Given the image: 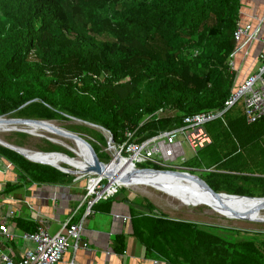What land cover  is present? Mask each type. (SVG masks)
<instances>
[{
    "label": "trees",
    "instance_id": "1",
    "mask_svg": "<svg viewBox=\"0 0 264 264\" xmlns=\"http://www.w3.org/2000/svg\"><path fill=\"white\" fill-rule=\"evenodd\" d=\"M239 3L0 0V116L46 121H67L69 116L103 127L121 145L126 132L140 142L179 125L185 116L221 109L234 80L229 62L236 48ZM159 109L172 113L158 118ZM232 109L224 115L226 125L219 120L206 126L212 143L203 150L219 142L209 162L224 166L225 172L243 173L258 164L261 150L256 153L255 145L264 143V118L247 125L242 113L230 116ZM49 146L52 150L40 152H58ZM92 147L101 162H109L106 153ZM0 154L31 182L70 184L74 179L11 150L2 148ZM222 179L226 191L219 182L205 183L216 193L264 197V178H255L257 193L232 187L233 180H240L235 176ZM114 197L94 207L108 213ZM142 207L146 211L130 208L132 235L155 260L264 264V238L257 234L242 236L235 229L171 219L153 213L149 202ZM17 225L35 231L32 224ZM115 244L114 251L122 254L124 237L117 236Z\"/></svg>",
    "mask_w": 264,
    "mask_h": 264
},
{
    "label": "crops",
    "instance_id": "2",
    "mask_svg": "<svg viewBox=\"0 0 264 264\" xmlns=\"http://www.w3.org/2000/svg\"><path fill=\"white\" fill-rule=\"evenodd\" d=\"M239 4L238 25L249 22L256 24L254 17H264V0H240ZM261 35H264V21L260 27ZM260 50V43L254 42L249 47L247 56L240 52L232 59L238 80H244L257 69ZM2 148L4 147L0 146ZM66 170L72 174L74 172ZM10 186L13 189H9ZM85 186L84 179L75 177L70 184L31 182L18 167L0 154V224H5L12 235L10 239L0 235V256L8 253L13 260L18 261L25 250L34 247L33 243L22 238L27 233L26 225H17V221L32 224L35 231L44 227L51 235L61 232L68 221H82V239L88 243L89 249L76 252L69 249L58 264H165L148 256L145 248L132 235L130 208L146 211L142 207L149 202L146 198L143 201L139 197L124 193L118 196L120 191L112 199L110 212H99L95 204L91 214L84 218L86 206L80 204L85 194ZM101 203L99 201L97 204ZM119 235L124 237L125 247L122 254L114 251L115 238Z\"/></svg>",
    "mask_w": 264,
    "mask_h": 264
},
{
    "label": "built area",
    "instance_id": "3",
    "mask_svg": "<svg viewBox=\"0 0 264 264\" xmlns=\"http://www.w3.org/2000/svg\"><path fill=\"white\" fill-rule=\"evenodd\" d=\"M263 18L254 17L253 20L257 21L256 24L249 22L241 26L237 22L234 31L236 48L229 62L234 80L230 94L221 109L185 116L179 125L158 131L140 142L132 141L133 133L130 132L124 134L126 140L121 145H115L114 142L108 144L109 137H107L108 149L112 150L114 155L110 163H102L110 168V166L118 164L120 160L124 166L129 167L126 171L128 173L135 169L190 173L182 166L189 160L186 152H189L190 158H193L199 151L212 143L211 137L206 131V126L209 123L220 120L226 125L224 115L238 104H241L243 118L247 125L254 124L264 118V35L260 36ZM254 42H259L261 45L257 56L259 65L256 70L238 83V73L232 59L234 60L236 54L240 52L247 56L249 47ZM171 113L170 110L159 109L154 115L162 118L171 115ZM142 164L148 165L149 168H140L139 165ZM121 168L122 166L118 172ZM76 178L84 179L86 182L85 194L80 204L86 206L84 218L91 214L93 206L99 201L110 199L122 189L132 187L122 184L114 178L106 177L105 174L79 173ZM0 235L7 239L12 237L5 224H0ZM22 238L33 243L34 247L25 250L18 261L13 260L8 253H3L0 256V264H58L69 249L74 252L89 249L88 243L82 239V221L76 223L68 221L62 231L54 235H50L44 227H39L32 233L23 234Z\"/></svg>",
    "mask_w": 264,
    "mask_h": 264
},
{
    "label": "rangeland",
    "instance_id": "4",
    "mask_svg": "<svg viewBox=\"0 0 264 264\" xmlns=\"http://www.w3.org/2000/svg\"><path fill=\"white\" fill-rule=\"evenodd\" d=\"M240 113H242V108L240 105H237L232 109L230 116L236 117ZM52 124H54L57 128L67 130L69 132L74 131L72 133H77L80 136L84 137L86 140H88V142L92 144V146H94L96 149H101L108 155L109 162L107 163H110L112 161L114 152L108 149L107 143L106 146L104 145V142L101 138L102 135L107 142V133L95 128H91L84 123L69 119L67 121H53ZM70 129L72 131H70ZM55 136L50 133L47 134V132L43 131L33 132L31 129L0 132L1 141L23 146L22 148H24L25 151L29 152L30 150L31 153L38 154L37 151L40 152L49 149L52 150V148H50L49 146L52 145L53 147H56L55 149H57L60 154H63V151H67L70 157L66 156L65 154L63 155L71 161L82 162V158L78 154L77 148L73 142L66 140L58 135L56 137ZM95 141L98 143V145L95 144ZM217 146H219V142H216L214 147H208L203 151H199L193 158H190L189 152H186V156L189 158V160L183 163L182 166L185 169H188L191 174L197 175L204 182H208L211 179L215 183L219 182L224 185V181L222 178L225 174H228V176L230 177L235 176V178H239L240 180H233L232 187H238V185H241L244 191L251 190L253 193H257L258 188L254 186V183L256 182L255 178H264V143H260V146L258 144L255 145L256 153H259V151L261 150L260 157L258 158L257 162L254 163H258L257 166L254 167V165H249L248 169L244 170L243 173L230 171L225 172L223 171L224 166L209 162V157L212 154L214 148H216ZM246 150L247 149L242 150V153L244 154ZM55 163L56 165L59 164L58 162ZM59 165L74 172L78 171L77 169H73L66 164ZM140 166L147 167L148 165L144 164ZM209 169L210 171H208ZM77 176H79V174L72 177L76 178ZM241 176L247 178H242ZM221 189L222 191H226L225 185L224 187H221ZM123 193L131 197H139L143 201L144 198H146V200H148L153 205V213L155 214L165 215L171 219L176 220L190 221L203 225L239 230L243 234L242 236L257 234L258 237L262 239L264 238V211H262L264 209H252V211L247 209L234 213L225 210H220L221 212H219L205 205L191 206L189 204H185L183 201L181 203V200L175 198L173 199L172 197L167 196L161 191H158L151 186L144 184H138L130 188L122 189L118 196L122 195ZM141 199L139 200L142 201Z\"/></svg>",
    "mask_w": 264,
    "mask_h": 264
},
{
    "label": "bare ground",
    "instance_id": "5",
    "mask_svg": "<svg viewBox=\"0 0 264 264\" xmlns=\"http://www.w3.org/2000/svg\"><path fill=\"white\" fill-rule=\"evenodd\" d=\"M22 129H31L33 132L34 131L47 132V134L50 133V134H53L54 136L58 135L66 140L73 142L77 148L78 154L82 158V162L71 161L66 156L60 153L59 155H56V154L54 155L44 154L43 155V154H35V153L22 150L30 159L34 161L44 162L47 164L50 163V165L52 164V165H55L56 167L60 166L59 164H66L73 169H77L78 171L73 172V174H77V175L80 172L82 173V171H84L85 168L89 164H91V161L86 154V150L84 146L80 143L79 140L73 138L71 135H68V133H64V132H67V130H63L64 132L62 131L57 132V131L52 130V128L48 127L47 125H39V124L23 125V124L7 122L5 120L0 121V132L20 131ZM55 162H58L59 164L56 165ZM120 166H122V168L120 169L121 174L126 173V171H128L129 169L128 166H124L122 161L119 160L118 164H114L110 166V168L108 167L106 169L107 170L106 175H108V177L111 178L112 175L116 173V171H118ZM111 167H116V168H111ZM59 168H62V167H59ZM117 175L118 173H116L115 176L113 177L115 180H117ZM117 181L121 182L122 184L128 185V186H136L138 184L149 185L152 188L166 194L167 196L172 197L173 199L175 198V199L181 200V203L183 201L185 204L187 205L189 204L191 206L192 205L194 206L205 205L219 212H221L220 210H225V211L234 213V212H240V211L247 210V209L251 211L252 209H264V203L259 199L249 200V199H240V198H228L225 196H221L220 199H216L210 193L204 192L201 189V187L197 185L195 182H192L188 179H184V177H173L171 175H162V174H146V175L131 177L127 180H121V181L117 180Z\"/></svg>",
    "mask_w": 264,
    "mask_h": 264
},
{
    "label": "water",
    "instance_id": "6",
    "mask_svg": "<svg viewBox=\"0 0 264 264\" xmlns=\"http://www.w3.org/2000/svg\"><path fill=\"white\" fill-rule=\"evenodd\" d=\"M239 82H241V81L238 80V83ZM33 101H35V100H33ZM30 102H32V101H30ZM30 102L25 103L20 108L26 106ZM67 118L69 120H73V121L84 123L85 125H87V126H89L91 128H95V129L101 130L102 132L107 133L108 137H109V143L108 144H113V139H112L111 134L106 129H104L103 127L98 126V125H94V124H91V123H87V122H82L81 120H78V119H75V118H72V117H69V116H67ZM1 120H5L7 122L16 123V124H23V125H25V124L47 125L48 127L52 128V130H54V131H57V132L62 131V132H64L63 129L57 128L54 124H52L53 121L35 120V119H22V118H9V117L7 118V116H5V115L4 116H0V121ZM23 133H25V132H23ZM64 133H68V135H71L73 138H75V139L80 141V143L84 146V148L86 150V154H87V156L89 157V159L91 161V164H89L85 168V170L82 171V174L95 173V174H98V175H100V174H105L106 175L107 165L103 164L99 160V158H98L94 148L92 147L91 143L88 142V140H86L84 137L80 136L77 133H72V132H69V131L64 132ZM0 146H3L4 148H7V149L19 154L20 156H22L23 158H25L26 160H28L30 162L38 163V164H41V165L51 166V167L55 168L56 170H58V171H60V172H62L64 174H68V175H72V176L76 175V174L70 173L69 171H67L65 169H62V168H59V167H56V166H53V165H50V164H47V163H44V162H39V161L32 160L22 151L24 149L20 148L18 146H14V145H11V144H9L7 142H3V141H0ZM29 152H30V150H29ZM37 153L38 154H43V155L44 154H46V155H54V154L59 155L58 152H50V153L37 152ZM116 173H118L117 180H120V181L121 180H127V179L131 178L132 176L136 177V176L146 175V174H162V175H171L173 177H184V179H188V180H190L192 182H195L197 185H199L207 193H210L216 199H220L221 196H225V197H228V198H240V199H249V200H251V199H259V200H261L264 203V197H246V196L228 195V194H225V193H216L201 178H199L197 175L190 174V173H187V172L166 171V170L158 171V170H152V169H135L131 173L126 172L124 174H121L118 171H116ZM116 173H114L111 178H113ZM106 177H108V175H106Z\"/></svg>",
    "mask_w": 264,
    "mask_h": 264
}]
</instances>
